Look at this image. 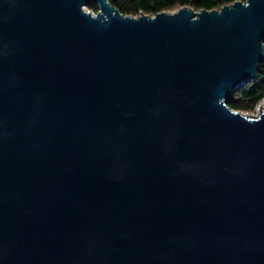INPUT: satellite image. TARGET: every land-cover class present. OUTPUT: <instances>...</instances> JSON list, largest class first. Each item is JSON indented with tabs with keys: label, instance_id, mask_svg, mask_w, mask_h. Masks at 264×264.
<instances>
[{
	"label": "water",
	"instance_id": "1",
	"mask_svg": "<svg viewBox=\"0 0 264 264\" xmlns=\"http://www.w3.org/2000/svg\"><path fill=\"white\" fill-rule=\"evenodd\" d=\"M263 58L264 0H0V264H264Z\"/></svg>",
	"mask_w": 264,
	"mask_h": 264
},
{
	"label": "trees",
	"instance_id": "2",
	"mask_svg": "<svg viewBox=\"0 0 264 264\" xmlns=\"http://www.w3.org/2000/svg\"><path fill=\"white\" fill-rule=\"evenodd\" d=\"M235 0H111V3L122 13L137 15L140 13L156 14L160 11L172 10L181 6H192L196 11L220 8ZM245 1V0H243ZM90 10L97 12L95 2L88 4ZM264 98V58L260 63L259 75L256 79H248L239 85L228 98V105L234 109L251 111Z\"/></svg>",
	"mask_w": 264,
	"mask_h": 264
},
{
	"label": "rangeland",
	"instance_id": "3",
	"mask_svg": "<svg viewBox=\"0 0 264 264\" xmlns=\"http://www.w3.org/2000/svg\"><path fill=\"white\" fill-rule=\"evenodd\" d=\"M87 9L88 10H90V8L87 6ZM177 8H175V9H172V10H166V11H173V10H176ZM91 12H94V11H92V10H90ZM264 101V98L259 102V104H261L262 102ZM243 112H245L246 114H248V115H255V114H257L258 112H259V108H258V105L253 109V110H251V111H243Z\"/></svg>",
	"mask_w": 264,
	"mask_h": 264
},
{
	"label": "built area",
	"instance_id": "4",
	"mask_svg": "<svg viewBox=\"0 0 264 264\" xmlns=\"http://www.w3.org/2000/svg\"><path fill=\"white\" fill-rule=\"evenodd\" d=\"M263 102H264V101H263ZM263 102H262L261 104H259V103L257 104V105H258V108H259V112H258L257 114H255V116L258 115V114L261 112ZM257 105H256V106H257Z\"/></svg>",
	"mask_w": 264,
	"mask_h": 264
}]
</instances>
